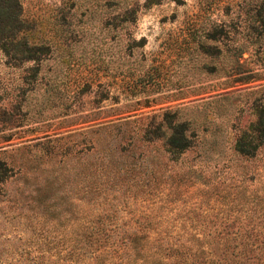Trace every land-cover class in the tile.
I'll list each match as a JSON object with an SVG mask.
<instances>
[{"label": "rangeland", "instance_id": "1", "mask_svg": "<svg viewBox=\"0 0 264 264\" xmlns=\"http://www.w3.org/2000/svg\"><path fill=\"white\" fill-rule=\"evenodd\" d=\"M226 1L21 0L26 36L49 51L15 65L0 50V264L63 263L96 213L118 231L141 229L130 217L200 231L264 215V145L234 152L264 108V48L190 34ZM174 117L195 146L172 158L158 126ZM103 161L121 173L105 181Z\"/></svg>", "mask_w": 264, "mask_h": 264}, {"label": "trees", "instance_id": "2", "mask_svg": "<svg viewBox=\"0 0 264 264\" xmlns=\"http://www.w3.org/2000/svg\"><path fill=\"white\" fill-rule=\"evenodd\" d=\"M233 2L219 5L223 6L219 7L223 19L212 21L208 26L202 23L201 17L191 20L190 34L197 48L206 47L207 40L219 38L233 41L232 50L240 54L248 50L242 46L245 43L257 45L256 50L264 48V0ZM25 31L21 0H0V50L9 63L16 65L37 60L49 51V46L44 43H31ZM169 120L167 128L158 126L157 137L164 153L173 158L192 149L195 139L186 122L177 117ZM144 140L151 142L153 139L145 135ZM262 145L264 108L257 112L249 128L237 135L234 152L241 157L253 158ZM127 148L123 143L118 145L119 152ZM97 169L105 181L111 177L115 179L121 173L119 168H109L106 161ZM122 170L123 174L129 173V168ZM179 185L177 183L175 187ZM117 220L109 213H96L87 219L76 237L77 246L67 250L61 264H264V215L237 217L239 225L245 227L237 230H174L166 226L177 222L164 216L155 219L130 217V224L141 226V229L131 231L106 227L118 224ZM225 222L229 221L224 219L222 223Z\"/></svg>", "mask_w": 264, "mask_h": 264}]
</instances>
